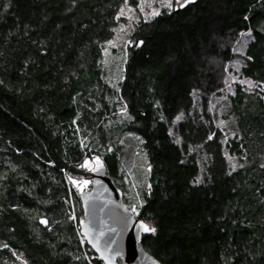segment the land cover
<instances>
[{"label":"trees","instance_id":"obj_1","mask_svg":"<svg viewBox=\"0 0 264 264\" xmlns=\"http://www.w3.org/2000/svg\"><path fill=\"white\" fill-rule=\"evenodd\" d=\"M175 6L0 0V264H102L80 241L88 160L156 229L142 245L161 264H264V0ZM244 33L255 87L231 93Z\"/></svg>","mask_w":264,"mask_h":264},{"label":"water","instance_id":"obj_2","mask_svg":"<svg viewBox=\"0 0 264 264\" xmlns=\"http://www.w3.org/2000/svg\"><path fill=\"white\" fill-rule=\"evenodd\" d=\"M184 1L183 7L176 6L175 12L195 4ZM181 4V5H182ZM142 46L137 40L133 46L136 53ZM145 115V112H141ZM83 217L79 221L80 235L89 249L102 264H161L145 251L143 237L152 232H145L144 221L135 218L124 202L123 192L109 177L104 166L91 170V188L79 195ZM43 227L45 219L40 220ZM148 226V225H147ZM149 227V226H148ZM152 228V227H149Z\"/></svg>","mask_w":264,"mask_h":264},{"label":"rangeland","instance_id":"obj_3","mask_svg":"<svg viewBox=\"0 0 264 264\" xmlns=\"http://www.w3.org/2000/svg\"><path fill=\"white\" fill-rule=\"evenodd\" d=\"M184 1H186V0H175V4H176V6H179ZM252 41H253V37L250 33L241 34L239 37V40L237 41V43L235 44L234 49H233L234 55H236V57L230 63H228L224 68L225 69V77L223 80V84L225 85L226 90H229V92H231V93L234 91L236 85H240V86L247 87V88L255 87L253 82L242 77V75H241L242 64H241V61L239 60L240 57L245 56L246 49ZM135 43L136 42L132 43V45L134 46ZM222 111H223V109L218 110V116L219 117L225 116V114ZM223 125H224L223 127H225L227 130H229L227 120H225L223 122ZM97 161L98 160L86 161V166L89 170L90 176H91V170L98 167V165L96 163ZM100 166H103L102 162H100ZM125 167L129 171L131 170L130 175L132 177V186H134V184H136L135 181H137V183H138V178L140 177V175L142 173H146V171H147L146 161L142 157H138V156H132V157L129 156L126 160ZM132 174H133V176H132ZM87 185H88V183L84 184V187H86ZM82 192H84L83 189L80 190L79 195ZM136 212H137L136 206H132V209H131L132 215L134 216L136 214Z\"/></svg>","mask_w":264,"mask_h":264},{"label":"snow or ice","instance_id":"obj_4","mask_svg":"<svg viewBox=\"0 0 264 264\" xmlns=\"http://www.w3.org/2000/svg\"><path fill=\"white\" fill-rule=\"evenodd\" d=\"M186 2H192V0H186ZM181 7H183V6H185V5H180ZM97 163V165L98 166H100V162L99 161H97L96 162ZM75 183V182H74ZM84 184H87L88 183V181L87 180H85L84 182H83ZM142 227V229H143V231H145V232H152V233H155V231H156V229L154 228V227H152V228H149L147 225H142L141 226Z\"/></svg>","mask_w":264,"mask_h":264},{"label":"built area","instance_id":"obj_5","mask_svg":"<svg viewBox=\"0 0 264 264\" xmlns=\"http://www.w3.org/2000/svg\"><path fill=\"white\" fill-rule=\"evenodd\" d=\"M78 184H80V183H78ZM80 241H81V244L82 245H84L86 243L85 240H84V238L82 236L80 237Z\"/></svg>","mask_w":264,"mask_h":264}]
</instances>
